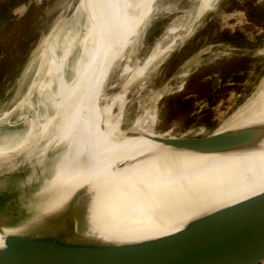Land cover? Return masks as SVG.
Instances as JSON below:
<instances>
[{
  "label": "bare ground",
  "instance_id": "obj_1",
  "mask_svg": "<svg viewBox=\"0 0 264 264\" xmlns=\"http://www.w3.org/2000/svg\"><path fill=\"white\" fill-rule=\"evenodd\" d=\"M153 1L78 0L72 16L57 21L40 40L38 71L44 79L29 92L38 87V97H43L38 105L42 104L44 114H35L16 145L0 146V190L17 182L19 176L28 183V177L38 178L42 172L45 180L41 186L30 184L24 196L29 202L19 207L8 204L5 190L0 191V248L7 236L38 237L45 232L62 241L71 239L53 229L52 220L67 225L73 237L83 235L109 243L150 240L264 192V130L243 147L208 153L187 150V155L152 173L146 162L184 150L170 145L161 152L164 145L158 143L159 135L153 129L155 109L125 131L120 128L123 92L108 103L101 97L99 105L97 95L113 61L145 24ZM200 2V7L210 6V0ZM81 25L84 34L79 38ZM159 56L164 53L153 51L127 84ZM70 63L68 81L65 75ZM116 106L118 111L113 114ZM259 124L264 125V85L214 132ZM148 146L153 148L146 149ZM129 156L130 163H143L129 170ZM27 162H33L29 176L26 168H18ZM45 163L62 164L66 177L58 180L59 173L57 179L47 177V171L38 168ZM91 164L94 166L88 169ZM106 170L111 171L105 175Z\"/></svg>",
  "mask_w": 264,
  "mask_h": 264
},
{
  "label": "rangeland",
  "instance_id": "obj_2",
  "mask_svg": "<svg viewBox=\"0 0 264 264\" xmlns=\"http://www.w3.org/2000/svg\"><path fill=\"white\" fill-rule=\"evenodd\" d=\"M73 1L46 0L33 4L27 15L15 16L12 22L0 27V146L16 145L28 131L29 121L35 118V114H44V107L38 105L39 99L43 100L38 97V87L29 92L31 86H38L44 79L43 73L38 71L37 47L57 21L69 19ZM200 1L154 0L145 24L137 28L115 58L100 89L101 95H97L100 97L98 103L102 105L103 97L108 103L110 98L117 99L115 97L123 92L120 128L125 131L154 108L153 129L159 135L158 143L164 145L161 152L171 148L162 140L201 138L222 128L264 85V0H210L207 7H200ZM83 21L81 16L80 23ZM234 33L240 35L233 40L234 46L222 43L229 38L227 35ZM83 34L81 25L79 38ZM251 50L255 53L246 55ZM153 51L163 52L164 57L159 56L138 78L127 84L131 74L143 66ZM241 53L250 58L242 59L239 57ZM230 57L236 73L248 70L246 84L220 86L211 93L212 74L222 73L221 67L217 66ZM71 64L66 69L68 81L72 77ZM188 95L193 96L186 98ZM30 104H33L32 109ZM117 111L116 106L112 113ZM150 148L153 147L146 149ZM186 152L184 149L146 163L151 164L152 173H155L163 164L169 165L176 157L187 155ZM142 163H130L129 156L128 169ZM31 164L33 162L19 164L18 168H26L29 176L33 174ZM38 168L40 172L46 170L47 177L53 175L57 179L58 173V180L66 177L64 166L59 163H45ZM20 169L19 173L22 172ZM110 171L106 170L104 174ZM20 179L19 176L17 182L2 189L5 190L4 200L18 207L29 202L24 196L28 195L30 184L38 182L42 185L45 180L42 172L38 178L28 177V183L23 177Z\"/></svg>",
  "mask_w": 264,
  "mask_h": 264
},
{
  "label": "water",
  "instance_id": "obj_3",
  "mask_svg": "<svg viewBox=\"0 0 264 264\" xmlns=\"http://www.w3.org/2000/svg\"><path fill=\"white\" fill-rule=\"evenodd\" d=\"M78 0L69 9L74 12ZM251 50L248 55H253ZM215 86H213L214 88ZM254 125L201 138L162 140L190 152L208 153L250 144L263 132ZM62 241L45 232L38 237L7 236L0 264H258L264 261V192L188 221L180 230L158 238L109 243L72 236L69 227L52 220Z\"/></svg>",
  "mask_w": 264,
  "mask_h": 264
},
{
  "label": "flooded vegetation",
  "instance_id": "obj_4",
  "mask_svg": "<svg viewBox=\"0 0 264 264\" xmlns=\"http://www.w3.org/2000/svg\"><path fill=\"white\" fill-rule=\"evenodd\" d=\"M246 55L244 53H241L239 57H241L242 59L250 58L249 56ZM233 62L234 61H232V57H230L222 61V63H220L219 66H217V67H221L223 71L222 73L217 71V73L212 74L213 78L209 85L211 93L215 92L220 86H244V84H246L245 73L248 72V70H246L245 72L241 71L236 73L233 69L234 67ZM234 80H236L237 82H235ZM213 86L215 87L213 88ZM191 96L193 95H189L187 97H191Z\"/></svg>",
  "mask_w": 264,
  "mask_h": 264
},
{
  "label": "crops",
  "instance_id": "obj_5",
  "mask_svg": "<svg viewBox=\"0 0 264 264\" xmlns=\"http://www.w3.org/2000/svg\"><path fill=\"white\" fill-rule=\"evenodd\" d=\"M46 0H0V27L12 22L13 17L21 18L28 14L29 7L33 4H41ZM27 12V13H26Z\"/></svg>",
  "mask_w": 264,
  "mask_h": 264
},
{
  "label": "trees",
  "instance_id": "obj_6",
  "mask_svg": "<svg viewBox=\"0 0 264 264\" xmlns=\"http://www.w3.org/2000/svg\"><path fill=\"white\" fill-rule=\"evenodd\" d=\"M227 37H229V38L224 39L222 43H226V44H228V45H232V46H234V45H233V44H234L233 40H235V38L240 37V35H239L238 33H234L232 36L227 35ZM235 42H236V41H235ZM237 45H238V44H237ZM188 96H189V95H188ZM186 98H188V97L186 96ZM179 106H180V105H179Z\"/></svg>",
  "mask_w": 264,
  "mask_h": 264
},
{
  "label": "built area",
  "instance_id": "obj_7",
  "mask_svg": "<svg viewBox=\"0 0 264 264\" xmlns=\"http://www.w3.org/2000/svg\"><path fill=\"white\" fill-rule=\"evenodd\" d=\"M258 264H264V261H261L260 263H258Z\"/></svg>",
  "mask_w": 264,
  "mask_h": 264
}]
</instances>
